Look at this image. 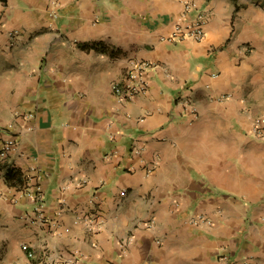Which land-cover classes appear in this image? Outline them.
I'll use <instances>...</instances> for the list:
<instances>
[{
	"label": "crops",
	"instance_id": "crops-1",
	"mask_svg": "<svg viewBox=\"0 0 264 264\" xmlns=\"http://www.w3.org/2000/svg\"><path fill=\"white\" fill-rule=\"evenodd\" d=\"M187 1L0 0V264H264V4Z\"/></svg>",
	"mask_w": 264,
	"mask_h": 264
},
{
	"label": "built area",
	"instance_id": "built-area-1",
	"mask_svg": "<svg viewBox=\"0 0 264 264\" xmlns=\"http://www.w3.org/2000/svg\"><path fill=\"white\" fill-rule=\"evenodd\" d=\"M209 18V9L202 7L198 2L189 0L185 2V7L180 14L172 32L166 37L169 41L179 42L187 39L194 41H200L206 36V26ZM153 64L147 60H142L134 64L130 70L128 77L123 83H115L113 88L122 99H131L140 93L147 92L149 89V82L147 79V72ZM263 122L257 120L254 126V135L258 138L264 139V125ZM16 146V141L13 138L7 139L1 147V155L6 156ZM138 150V149H137ZM141 150V149H140ZM31 196L38 201L37 209H40L43 204V193L41 189L32 192ZM190 221L196 225L203 222L211 223L212 220L204 216L203 214H195L191 217ZM29 257L35 256V251L30 246H26ZM219 262L223 264H229L231 261L226 254L219 255ZM50 264H79L77 260L61 259Z\"/></svg>",
	"mask_w": 264,
	"mask_h": 264
},
{
	"label": "rangeland",
	"instance_id": "rangeland-1",
	"mask_svg": "<svg viewBox=\"0 0 264 264\" xmlns=\"http://www.w3.org/2000/svg\"><path fill=\"white\" fill-rule=\"evenodd\" d=\"M209 0H206L205 2H208ZM240 3V6L242 5L243 7H246L250 4H253V3H256L255 1H252V0H236ZM258 4H264V0H258L257 1ZM263 109V108H262ZM260 109V110H262ZM257 112H260V111H257ZM262 139V138H260Z\"/></svg>",
	"mask_w": 264,
	"mask_h": 264
}]
</instances>
